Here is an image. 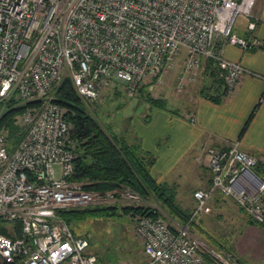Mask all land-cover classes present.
Masks as SVG:
<instances>
[{
    "label": "built area",
    "instance_id": "2783aa9c",
    "mask_svg": "<svg viewBox=\"0 0 264 264\" xmlns=\"http://www.w3.org/2000/svg\"><path fill=\"white\" fill-rule=\"evenodd\" d=\"M254 2L0 0V118L8 103L34 101L13 115L14 135L0 125V221L12 224L7 234L0 233V264H99L88 238L75 234L59 209L149 206L158 214L127 215L144 264H210L193 229L216 194L231 198L264 226V161L243 151L238 141L206 148L210 182L193 191L185 224L170 220L127 186L84 189V182L69 179L76 139L64 109L53 101L63 77L90 110L113 90L134 97L146 81L160 85L181 52L176 92L195 79L194 70L206 59L231 92L245 69L222 56V45L259 46L256 37L232 31L237 17L247 19L248 31L255 30ZM185 116L194 123L193 114ZM216 254L233 260L231 252Z\"/></svg>",
    "mask_w": 264,
    "mask_h": 264
},
{
    "label": "crops",
    "instance_id": "0c3cea01",
    "mask_svg": "<svg viewBox=\"0 0 264 264\" xmlns=\"http://www.w3.org/2000/svg\"><path fill=\"white\" fill-rule=\"evenodd\" d=\"M252 13L256 18L255 30L248 31L247 19L238 17L235 19L238 27L234 32L245 38L256 37L259 46L242 49L234 44L222 45V56L239 63L245 71L221 102L215 103L200 95L203 85H215L213 79L207 76L195 93L183 97L179 103L182 106L180 112L172 113L170 110L175 109L167 106L164 109L154 107L152 114L144 115L139 129L131 130L133 134H128L129 139L125 138L129 144L138 143L155 157L150 172L157 182L178 183L181 170L190 166L198 182L189 187L191 193L186 198L182 197L189 206L180 203L189 211L194 207L193 191L207 188L210 182L206 167L207 147H227L238 141L243 151L264 161V0H255ZM208 90L214 92V87ZM185 113L194 115V123L186 119ZM144 122H147L145 128ZM126 130L128 133L129 129ZM153 133L157 134L155 138ZM157 139L163 140L160 147ZM198 160L202 165H197ZM198 168L205 170L204 175H200ZM208 204L210 211L203 214L204 219L215 220V217L224 218L225 215L233 217L225 241L233 257L248 264H264V226L251 222L231 198L216 194ZM88 250L99 260V254L90 248V240ZM137 256L119 264H144L145 256L141 248L137 250Z\"/></svg>",
    "mask_w": 264,
    "mask_h": 264
},
{
    "label": "trees",
    "instance_id": "16d2710c",
    "mask_svg": "<svg viewBox=\"0 0 264 264\" xmlns=\"http://www.w3.org/2000/svg\"><path fill=\"white\" fill-rule=\"evenodd\" d=\"M204 72L215 82V85H212L214 92L209 91L208 89L212 87L205 84L199 91L200 95L215 103L221 102L227 91L211 59L204 60ZM145 86L144 84L138 89L143 96L145 93V101L151 107L166 108V102L163 99L154 98L144 91ZM53 101L64 109V118L70 124L72 137L76 139L73 173L69 177L70 180L84 182L83 187L86 190H111L127 186L141 197L156 202L170 220L179 224H185L188 221L191 211L183 208L176 201V184L157 182L152 176L150 167L155 157L143 150L138 143L129 144L124 135L111 130L110 124L101 125L100 121L87 111L68 77H63L56 86ZM33 103L34 101H31L16 107L8 103L7 109L0 118V125L5 124L10 133L14 135L17 127L13 123V115L26 105ZM170 112L177 113L175 110H170ZM118 208L116 204L90 205L59 209L57 214L71 227L74 221L84 219L87 215H113L117 213ZM119 209L126 215L130 213L158 214V212L154 214L149 206L126 205ZM251 222L254 221L251 220ZM195 226L197 224H194ZM0 233L7 234V231L0 229ZM220 250L230 251L224 243L221 244ZM204 257L210 264H224L207 252L204 253ZM232 262L233 264H248L234 257Z\"/></svg>",
    "mask_w": 264,
    "mask_h": 264
},
{
    "label": "rangeland",
    "instance_id": "374dc122",
    "mask_svg": "<svg viewBox=\"0 0 264 264\" xmlns=\"http://www.w3.org/2000/svg\"><path fill=\"white\" fill-rule=\"evenodd\" d=\"M237 27L238 24L235 21L232 31ZM184 58V52H181L174 58L172 65L166 70L160 85H154V83L146 81L144 88L146 93H149L154 98L163 99L166 102V106L170 109H175L176 112L182 110V106L179 103L183 97L195 93L205 83L204 80L208 76L204 72V60H202L200 65L194 70L195 79L187 82L185 88L180 92H176L175 87L178 77L182 75ZM144 97L145 93L143 96L139 91L134 97H128L121 90H113L103 101L94 104L92 110L85 107L89 113L100 121L101 125L103 123L110 124L111 130L117 133L120 132L125 138L129 139V135L131 133L133 134L131 130H138L140 124L144 121V115L148 114L149 116L154 110V107H149V104H145L147 102ZM146 124L147 122H144L143 128H145ZM127 128L129 129L128 133ZM156 135L153 133L154 138ZM158 142H160L158 144L160 147L163 140L157 139ZM199 161L197 165H199L198 163L202 165L201 161ZM189 167L182 169L181 178L177 180L178 183L174 182L177 186L176 201L179 204L183 203L187 206L189 204H185V200L182 197L186 198L191 193L189 187L198 182L197 178L194 177L195 174ZM204 171L203 168H198L201 176L202 174L204 175ZM174 175L172 174V176ZM146 202L149 205L159 208L156 202L152 200H147ZM120 207L121 205H119ZM119 208L116 214L108 216L87 215L84 219L74 221L71 224V228L75 234L86 235L89 238L90 248L99 254V264H119L126 259L135 258L137 256V250L142 249L141 242L133 233L132 220L126 214L121 213ZM204 217L202 214L198 218L197 226L194 227L193 232L201 241L206 252L214 255L218 261H222L224 264H233L224 254H221L223 255L222 257L216 254L217 252H222L220 250L221 244L224 243L226 245V233L230 226V220L233 217L231 218L229 215H225L224 218L222 216L215 217V220L204 219ZM10 226H12L11 223L0 221V229L7 231Z\"/></svg>",
    "mask_w": 264,
    "mask_h": 264
}]
</instances>
